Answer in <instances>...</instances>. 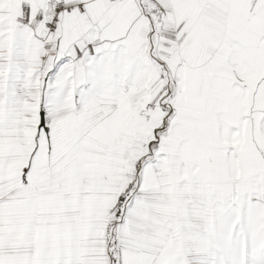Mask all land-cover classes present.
Instances as JSON below:
<instances>
[{
  "label": "snow or ice",
  "instance_id": "6c2138e0",
  "mask_svg": "<svg viewBox=\"0 0 264 264\" xmlns=\"http://www.w3.org/2000/svg\"><path fill=\"white\" fill-rule=\"evenodd\" d=\"M0 264H264V0H0Z\"/></svg>",
  "mask_w": 264,
  "mask_h": 264
}]
</instances>
